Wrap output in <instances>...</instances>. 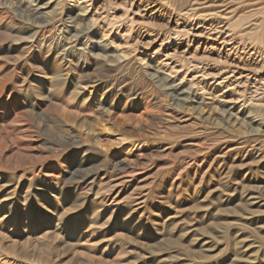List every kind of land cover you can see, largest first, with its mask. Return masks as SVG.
Segmentation results:
<instances>
[{"label":"rangeland","instance_id":"obj_1","mask_svg":"<svg viewBox=\"0 0 264 264\" xmlns=\"http://www.w3.org/2000/svg\"><path fill=\"white\" fill-rule=\"evenodd\" d=\"M0 264H264V0H0Z\"/></svg>","mask_w":264,"mask_h":264}]
</instances>
